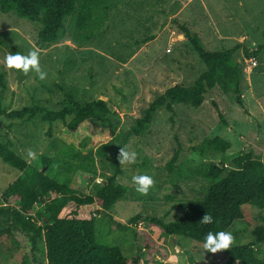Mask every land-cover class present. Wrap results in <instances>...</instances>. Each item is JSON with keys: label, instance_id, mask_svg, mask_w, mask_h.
Wrapping results in <instances>:
<instances>
[{"label": "rangeland", "instance_id": "obj_1", "mask_svg": "<svg viewBox=\"0 0 264 264\" xmlns=\"http://www.w3.org/2000/svg\"><path fill=\"white\" fill-rule=\"evenodd\" d=\"M180 25L196 34L205 50L226 51L240 45L233 59L241 71L242 105L218 84L207 90L198 108L173 105L172 121L164 108H158L146 132L126 144V150L135 152L137 158L134 163L121 165L117 182L129 191L109 210L115 223L107 218L98 221L96 239L118 246L130 260L135 254L133 237L124 227L132 216L140 214L137 231L148 234L155 245L143 252L142 264H226L223 253L204 252L203 244L166 236L144 219L168 222L180 218L182 209L177 205L202 197L207 189L205 171L210 163L224 164L228 170L240 154L261 158L264 0H119L109 11L96 14L83 30L75 27L73 17L66 18L58 42L48 46L37 41L39 21L0 13V108L9 112L39 106L57 111L64 106L66 95L79 103L102 99L111 111L108 119L114 133L125 132L168 87H191L205 72ZM147 37L153 40L147 42ZM32 49L39 52L40 67L47 74L44 80L35 73L17 74L5 67L6 55L27 54ZM249 59L256 61L255 67L249 68ZM71 118L50 123L41 115L28 120L0 116V136L30 167L48 173L58 183L67 184L76 170L86 172L89 181L81 186L86 193L92 183L112 175L106 154L117 143L106 136L103 127L93 124L81 130L84 135L79 142L73 141L76 135L69 136L65 129ZM215 137L230 143L224 154L205 145ZM95 141L109 142L104 154L96 151ZM29 151L35 153L34 159L28 157ZM176 152L177 159L170 168L169 161ZM41 157L52 159L54 164L44 166ZM134 175L153 179L146 195L135 191ZM18 176L17 170L0 161V193ZM35 209L40 211L41 204ZM40 219L36 217L39 223ZM262 219L264 210L245 207L244 218L231 226L234 239L250 242L253 228L262 224ZM261 248L264 251V245ZM20 259L13 237H0V264H43L41 240L34 262Z\"/></svg>", "mask_w": 264, "mask_h": 264}, {"label": "trees", "instance_id": "obj_2", "mask_svg": "<svg viewBox=\"0 0 264 264\" xmlns=\"http://www.w3.org/2000/svg\"><path fill=\"white\" fill-rule=\"evenodd\" d=\"M118 1L0 0V13L13 14L30 22L39 21L37 41L48 46L58 42L64 32L66 18L73 17L75 27L83 30L96 14L109 11ZM178 28L205 65V72L199 75L191 87H168L125 132L114 133L108 119L111 111L107 103L100 99L79 103L66 95L64 106L57 111L39 106L9 112L0 108V116L10 120H28L41 115L43 121L52 123L72 116L65 129L69 136L76 135L73 141H78L84 135L81 130L85 126L93 124L103 127L106 136L117 143L106 154L112 175L92 183L85 193L81 186L89 181L86 172L76 170L67 184L58 183L48 173L30 167L8 144L3 143L0 136V161L19 172V176L0 193V237L5 234L13 237L22 262H34V251L40 240L43 245V264H142L143 252L155 247L148 234L137 231V224L142 220L140 214L132 216L129 225L124 227L133 237L135 254L130 260L126 259L118 246L96 239L98 221L107 218L109 222L115 223L109 210L129 191V187L117 182V177L122 174L118 160L120 148L126 149L130 138L146 132L158 108H164L172 121L173 105L198 108L207 90L218 84L223 90L231 91L236 103L242 105L241 71L233 59L240 45L226 51H208L196 34L183 25ZM151 40L153 37L145 39L147 42ZM261 48L264 49V45ZM245 55L250 56L247 52ZM94 144L96 151L104 154L109 142L95 141ZM205 145L217 154H224L230 148V143L220 137L206 141ZM177 155L178 152L174 153L168 167L176 161ZM41 162L44 166L54 164L52 159L46 157H41ZM231 164L233 168L228 170L224 164L210 163L207 166V189L202 197L181 201L177 205L176 208L182 209L180 218L168 222L144 220L158 226L166 236L188 238L198 244H203L209 231L231 232V226L244 218L245 207L264 210V150L260 159H254L250 153L240 154ZM38 203L41 204L40 211L35 209ZM206 214L212 216L211 224L201 222ZM39 216L40 223L36 220ZM251 236L250 242L240 243L234 239L229 249L220 251L227 257L226 264H264V251L261 248L264 245V219L262 224L253 228Z\"/></svg>", "mask_w": 264, "mask_h": 264}, {"label": "clouds", "instance_id": "obj_3", "mask_svg": "<svg viewBox=\"0 0 264 264\" xmlns=\"http://www.w3.org/2000/svg\"><path fill=\"white\" fill-rule=\"evenodd\" d=\"M4 64L6 69L11 70L17 74L35 73L40 80L46 78V73L42 71L40 67L39 52L35 49L29 50L27 54L21 52L10 53L5 56ZM28 157L34 159L35 153L28 152ZM137 158L135 152H129L125 148H120L119 151V164H131L134 163ZM132 183L135 185V191L139 194L146 195L149 189L153 185V179L148 175H134L132 177ZM202 223L211 224L213 218L211 215L206 214L202 218ZM233 234L228 231H209L203 240L204 252L215 254L217 252L227 250L233 244ZM175 260V257H172Z\"/></svg>", "mask_w": 264, "mask_h": 264}, {"label": "built area", "instance_id": "obj_4", "mask_svg": "<svg viewBox=\"0 0 264 264\" xmlns=\"http://www.w3.org/2000/svg\"><path fill=\"white\" fill-rule=\"evenodd\" d=\"M248 63H250L249 68L256 66V61H254V60L249 59ZM224 167H226V165H224Z\"/></svg>", "mask_w": 264, "mask_h": 264}, {"label": "water", "instance_id": "obj_5", "mask_svg": "<svg viewBox=\"0 0 264 264\" xmlns=\"http://www.w3.org/2000/svg\"><path fill=\"white\" fill-rule=\"evenodd\" d=\"M100 100H102V99H100Z\"/></svg>", "mask_w": 264, "mask_h": 264}]
</instances>
